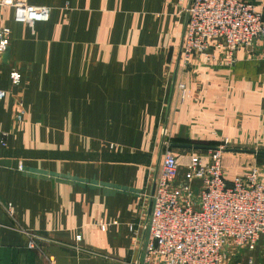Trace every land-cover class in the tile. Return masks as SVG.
<instances>
[{
	"label": "crops",
	"instance_id": "obj_1",
	"mask_svg": "<svg viewBox=\"0 0 264 264\" xmlns=\"http://www.w3.org/2000/svg\"><path fill=\"white\" fill-rule=\"evenodd\" d=\"M189 1L27 0L51 9L34 33L0 7V28L11 29L10 59L0 58V264H141L165 125L172 146L202 147H172L181 176L227 139V181L256 166L264 183L259 43L240 48L232 67L185 69L180 58L176 72ZM228 159L238 174H228ZM32 237L38 249L28 248ZM248 259L264 264V239L228 264Z\"/></svg>",
	"mask_w": 264,
	"mask_h": 264
},
{
	"label": "built area",
	"instance_id": "obj_2",
	"mask_svg": "<svg viewBox=\"0 0 264 264\" xmlns=\"http://www.w3.org/2000/svg\"><path fill=\"white\" fill-rule=\"evenodd\" d=\"M0 7L12 8L15 21L33 33L36 23L48 22L51 16L50 8L30 5L27 0H0ZM10 38L11 29L0 28V58L10 48ZM257 42L264 60V10L258 11L247 0H192L181 63L185 69L232 67L236 52L240 48L251 52ZM10 78L14 85L21 82L16 70ZM178 89L183 97L188 95L185 83L178 84ZM5 97L6 92L0 90V100ZM16 106V122H21L27 112L24 101L18 100ZM7 139L8 133L0 132V151ZM228 149L229 141L222 139L218 147L193 156L181 176L172 145L164 141L141 264H153L155 259L162 264H228L238 250H256L264 239L261 171L250 167L228 182L222 166ZM6 210L14 217L12 204ZM101 228L105 230L106 225ZM28 248H39L33 237ZM247 264L254 262L248 259Z\"/></svg>",
	"mask_w": 264,
	"mask_h": 264
},
{
	"label": "water",
	"instance_id": "obj_3",
	"mask_svg": "<svg viewBox=\"0 0 264 264\" xmlns=\"http://www.w3.org/2000/svg\"><path fill=\"white\" fill-rule=\"evenodd\" d=\"M191 3H192V0L189 1V5H188V9H187L186 22H185V31H184V36H183V39H182L181 50L179 52V58L177 60L176 72L178 70V66H179V63H180L181 52H182V48H183V44H184L185 32H186V27H187V23H188V10H189V8L191 6ZM9 59H10V48H8V50L6 51V53L2 56V60H3L4 63H7L9 61ZM174 86H175V82H174ZM173 94H174V87H173V90H172V93H171V99H170V103H169V108H168L167 116L169 115V112H170V106H171V103H172ZM165 134H166V125H165L164 131H163V140H162V144H161V153L163 151V146H164V141H165ZM172 147H174V148H187V149H192V148L198 149V148H202V147L192 146V145H173ZM161 153H160V155H161ZM155 180H156V178H155ZM155 180H154L153 190H152L151 196L153 195V192H154ZM151 203H152V201H151Z\"/></svg>",
	"mask_w": 264,
	"mask_h": 264
},
{
	"label": "rangeland",
	"instance_id": "obj_4",
	"mask_svg": "<svg viewBox=\"0 0 264 264\" xmlns=\"http://www.w3.org/2000/svg\"><path fill=\"white\" fill-rule=\"evenodd\" d=\"M228 160H229V162L225 161V163H227L228 174L231 176L238 174L239 168H238V165L236 164L235 160H233V159L232 160L228 159ZM238 252L245 254L246 250L240 249V250H238ZM237 255H239V254L237 253Z\"/></svg>",
	"mask_w": 264,
	"mask_h": 264
}]
</instances>
